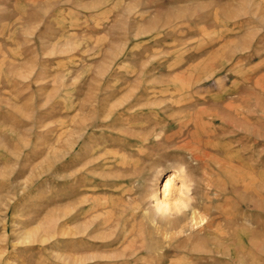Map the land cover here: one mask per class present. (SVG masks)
<instances>
[{"label":"rangeland","instance_id":"rangeland-1","mask_svg":"<svg viewBox=\"0 0 264 264\" xmlns=\"http://www.w3.org/2000/svg\"><path fill=\"white\" fill-rule=\"evenodd\" d=\"M0 264H264V0H0Z\"/></svg>","mask_w":264,"mask_h":264},{"label":"bare ground","instance_id":"bare-ground-1","mask_svg":"<svg viewBox=\"0 0 264 264\" xmlns=\"http://www.w3.org/2000/svg\"><path fill=\"white\" fill-rule=\"evenodd\" d=\"M176 178L177 177L174 174L168 176L165 182L163 183L162 187L159 189L158 198L155 201V205L158 210L167 211L169 209L168 203L172 194Z\"/></svg>","mask_w":264,"mask_h":264},{"label":"water","instance_id":"water-1","mask_svg":"<svg viewBox=\"0 0 264 264\" xmlns=\"http://www.w3.org/2000/svg\"><path fill=\"white\" fill-rule=\"evenodd\" d=\"M166 178L165 179H162L161 182H160V188L162 187L163 183L165 182Z\"/></svg>","mask_w":264,"mask_h":264}]
</instances>
